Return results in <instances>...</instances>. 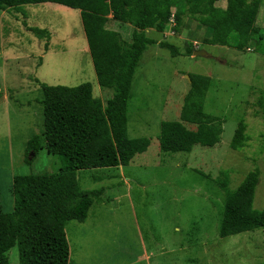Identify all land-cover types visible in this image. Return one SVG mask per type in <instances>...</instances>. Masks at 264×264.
Listing matches in <instances>:
<instances>
[{"label": "rangeland", "instance_id": "1", "mask_svg": "<svg viewBox=\"0 0 264 264\" xmlns=\"http://www.w3.org/2000/svg\"><path fill=\"white\" fill-rule=\"evenodd\" d=\"M172 13L164 32L146 31L157 46L144 53L128 104L129 135L151 139L150 149L130 166L108 173L109 180L105 172L77 174L83 191L104 189L111 202L95 201L86 222L67 223L70 264H264V229L221 238L227 196L219 185L227 176L229 189L237 190L259 170L253 209L264 210V49L251 42L239 50L236 34L228 47L207 46V29L186 0H179ZM161 43L177 47L180 56L172 57ZM199 51L207 55H195ZM191 75L211 79L204 110L220 119L221 141L190 153H164L162 123L181 121ZM85 83L94 86L104 106L114 96L99 86L79 10L39 4L0 11L1 169L37 176L66 165L47 149L36 158L29 155L27 145L44 135L42 86ZM242 123L247 140L233 150Z\"/></svg>", "mask_w": 264, "mask_h": 264}, {"label": "trees", "instance_id": "2", "mask_svg": "<svg viewBox=\"0 0 264 264\" xmlns=\"http://www.w3.org/2000/svg\"><path fill=\"white\" fill-rule=\"evenodd\" d=\"M179 0H0V11H20L24 6L57 4L79 10L99 86L114 91L104 106L91 83L77 87L43 85L44 135L27 145L29 155L47 149L66 165L52 174L17 176L0 168V264H70L66 225L86 222L94 202L110 203L106 190L83 191L79 172H105L112 177L122 167L145 154L151 139H133L128 128V104L134 78L147 48L157 46L147 30L164 32ZM189 11L206 27L204 44L229 46L239 37L238 49L251 42L264 49V4L250 0H186ZM178 23L180 14L176 15ZM112 26L108 28L111 22ZM36 35L49 31L28 28ZM172 57L180 56L174 45L161 43ZM193 55V52H190ZM181 121L163 122L159 147L164 153H190L200 145L213 148L223 133L220 119L205 113L210 77L191 75ZM262 107H264L262 105ZM184 123L197 126L189 130ZM246 127L236 131L231 147L245 146ZM45 142V145H44ZM33 153V154H32ZM260 171L251 172L237 190H230L226 176L219 185L227 201L221 238L264 229V210L253 209Z\"/></svg>", "mask_w": 264, "mask_h": 264}, {"label": "water", "instance_id": "3", "mask_svg": "<svg viewBox=\"0 0 264 264\" xmlns=\"http://www.w3.org/2000/svg\"><path fill=\"white\" fill-rule=\"evenodd\" d=\"M195 55H201V56L205 57L207 54L204 51H199V52H196ZM187 78L190 80V77H187ZM190 82H191V80H190Z\"/></svg>", "mask_w": 264, "mask_h": 264}]
</instances>
